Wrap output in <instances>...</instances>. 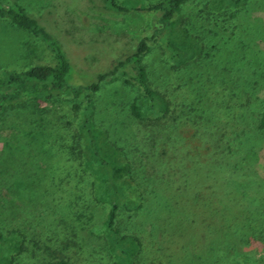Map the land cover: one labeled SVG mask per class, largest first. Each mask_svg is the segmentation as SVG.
<instances>
[{"label": "trees", "instance_id": "obj_1", "mask_svg": "<svg viewBox=\"0 0 264 264\" xmlns=\"http://www.w3.org/2000/svg\"><path fill=\"white\" fill-rule=\"evenodd\" d=\"M187 3L160 0L127 7L105 0L104 6L119 13L159 12L157 39L178 68L200 47L186 27H178ZM242 3L207 0L205 7L220 11ZM27 9L21 0H0V19L36 39L50 60L22 70L3 69L0 112L25 97L64 94L84 96L85 106L75 110L76 122L64 123L56 142L52 187L66 204V218L56 214L46 233L17 241L0 232V244L13 250L2 264H192L213 248L220 254L229 249L230 255L237 240L264 245V184L252 161L262 147L264 110L253 120L245 110L250 97L244 99L217 80L176 70L160 94L143 64L146 39L92 83L77 84L71 80L79 70L53 30L56 18ZM117 75L134 83L157 112L146 120L133 103L131 115L144 132L120 146L109 142L91 119L92 95L102 81ZM172 96L181 108L173 107ZM157 197L163 205L152 202ZM240 264H264V257L257 263L243 258Z\"/></svg>", "mask_w": 264, "mask_h": 264}, {"label": "rangeland", "instance_id": "obj_2", "mask_svg": "<svg viewBox=\"0 0 264 264\" xmlns=\"http://www.w3.org/2000/svg\"><path fill=\"white\" fill-rule=\"evenodd\" d=\"M21 1L31 14L56 18L53 30L79 70L71 80L77 84L92 83L98 74L110 70L133 53L141 39H146L149 51L143 64L160 94L165 93L164 80L176 70L186 76L217 80L235 88L244 99L250 97L245 110H250L253 120L264 110V0H243L240 5L220 11L205 7L207 0H188L178 27H186L200 47L193 59L178 68L157 39V11L112 12L105 9V0ZM118 1L127 7H144L160 0ZM49 60V53L36 39L0 19V76L5 68L22 70ZM171 99L173 107L181 108V102L177 105L175 97ZM84 101V96L66 94L51 99L25 97L5 104L0 112V232L13 240L46 233L56 214L66 218V204L52 187L57 167L54 154L60 128L68 120L77 121L75 110H83ZM92 102L94 126L117 146L131 143L144 132L131 115L133 103L146 120L157 114L151 111L138 87L118 75L101 82ZM252 161L264 184V135L262 147ZM152 202L161 206L165 201L157 197ZM98 211L97 219L102 214ZM236 244H231L236 248L230 255L229 249L220 254L213 248L204 259L195 258L192 264H240L243 258L257 263L264 257L262 243L237 240ZM12 251L11 246L0 244V264Z\"/></svg>", "mask_w": 264, "mask_h": 264}]
</instances>
